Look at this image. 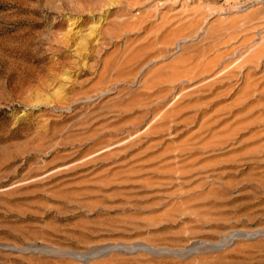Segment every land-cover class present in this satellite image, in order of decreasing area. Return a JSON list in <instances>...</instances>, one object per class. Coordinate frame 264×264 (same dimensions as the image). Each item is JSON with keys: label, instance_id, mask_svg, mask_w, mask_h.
Wrapping results in <instances>:
<instances>
[{"label": "rangeland", "instance_id": "rangeland-1", "mask_svg": "<svg viewBox=\"0 0 264 264\" xmlns=\"http://www.w3.org/2000/svg\"><path fill=\"white\" fill-rule=\"evenodd\" d=\"M262 47L264 0H0V264H264Z\"/></svg>", "mask_w": 264, "mask_h": 264}, {"label": "bare ground", "instance_id": "bare-ground-1", "mask_svg": "<svg viewBox=\"0 0 264 264\" xmlns=\"http://www.w3.org/2000/svg\"><path fill=\"white\" fill-rule=\"evenodd\" d=\"M158 50V49H157ZM263 56H264V47H262V48H259V49H256L253 53H251L247 58H245L244 60H243V63L245 62V63H247V62H250V63H253V62H261L262 61V58H263ZM206 63H208V62H206ZM202 64V65H198V66H196L195 68H197V70H199L200 71V74H202V73H204V72H208V69H210V68H212V66L210 67L209 65H211L210 63H215V62H210L209 63V65L208 64ZM238 65V64H237ZM210 68H209V67ZM225 67H227V66H225ZM195 68H192L191 70L194 72L196 69ZM195 69V70H194ZM190 70V71H191ZM198 71V72H199ZM231 71V70H230ZM202 72V73H201ZM221 73H223L222 71H220ZM218 73L219 75L221 74V73ZM195 73H196V71H195ZM194 73V74H195ZM190 74H193L192 72H190ZM197 74V73H196ZM199 74V73H198ZM224 74V73H223ZM222 74V75H223ZM231 74V73H230ZM229 74V72L226 74V76H231ZM233 74V73H232ZM184 75V74H183ZM188 75H189V71H187L186 72V74L184 75V76H187L188 77ZM218 75V76H219ZM225 76V75H224ZM180 76H178L177 77V79L179 78ZM192 77V76H191ZM233 77V76H232ZM224 78V77H223ZM247 79V78H246ZM248 80V79H247ZM176 81V80H175ZM216 83V81H213V83ZM211 83V82H210ZM213 87V86H212Z\"/></svg>", "mask_w": 264, "mask_h": 264}]
</instances>
